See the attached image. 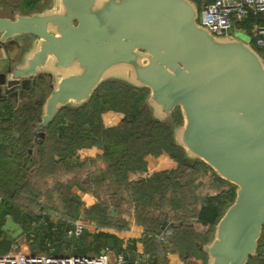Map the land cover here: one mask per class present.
I'll return each instance as SVG.
<instances>
[{"label":"water","instance_id":"1","mask_svg":"<svg viewBox=\"0 0 264 264\" xmlns=\"http://www.w3.org/2000/svg\"><path fill=\"white\" fill-rule=\"evenodd\" d=\"M198 15L195 0L10 7L0 16V99L45 88L29 150L38 162L44 129L63 108L83 106L106 82L146 90L142 106L169 128L184 158L233 186L199 247L205 264H247L264 227V53L243 32L213 34ZM2 230L13 240L24 235L9 215Z\"/></svg>","mask_w":264,"mask_h":264},{"label":"trees","instance_id":"2","mask_svg":"<svg viewBox=\"0 0 264 264\" xmlns=\"http://www.w3.org/2000/svg\"><path fill=\"white\" fill-rule=\"evenodd\" d=\"M40 2L41 0H21L19 7L23 10L31 11L39 8ZM248 21H255L258 25L263 23V19L259 15L249 13L246 21L240 22L239 26H249L247 24ZM100 90L104 91L101 92ZM34 93L35 90L31 89L22 92L20 97L31 96ZM146 94V90L133 89L117 82H106L98 87L91 99L83 106L75 109L63 108L54 121L44 129V138L38 150V162L32 159L29 150L30 142L33 139L34 126L39 121V108L43 97L41 100L21 105L20 117L22 116V123L19 125L22 127V133L25 134L18 139L19 149L17 152L19 153L16 169H21L23 175L18 182L14 181L11 183L12 180L8 181L11 183L12 188L7 187L9 186L8 183L5 184L4 182L1 184L2 181L0 182L2 191L0 197V246L3 245L2 248L0 247V254L6 253L7 247L10 245L9 241H11L10 239L9 241L6 240V232L2 230L8 215L22 227L24 236L31 241L34 247L40 251H45L46 254H50L51 238L55 229L53 224L49 223L45 218L46 216L42 214L41 208L43 207H40L39 211L34 213L30 207L27 211L26 209L21 211L15 204L16 197L20 194L26 191L32 195L35 193L30 186V178L39 174L43 177L44 185L54 183L53 189L59 194L63 203V211L66 212L70 222L75 221L74 219L81 212L87 213V217L102 220V222H99L100 225L98 223H96L97 225L95 224L100 226L96 233L91 234L87 230L82 233L83 235L85 234V238L90 239L87 243L88 250L98 251L99 248H105L107 239L112 237L110 233L103 231L104 227L114 224L108 214L110 204L105 201L102 202L99 196L91 195L93 194L91 192L89 194L92 188L99 189L100 184H104L103 181H105L104 176L106 174H109L110 178H113L119 184L120 194L129 192L133 196L132 200L137 205L135 211L136 220L146 227L148 230L147 235L157 233L160 227L165 224L167 218L162 212H159L156 216L151 213L158 208L162 210L165 206L168 211L174 213L172 214L173 216L179 210L185 211L184 213L190 214V218L193 217V223L207 228L208 233L207 236L204 235L205 237L202 235L199 238L198 236L191 237L189 235L190 232L187 230L184 233L181 232L180 235L183 236L179 237L177 231L179 232L180 228L184 226L181 223L182 221L178 220L179 224L175 225L176 232L174 235L179 238V244L183 252H187L191 256L196 253L195 250L198 251L197 248L199 246L204 245L208 241L213 226L221 216L225 206L233 199V186L218 179L212 173L215 181L218 182L217 192L213 195L204 196L197 209L189 210V207L193 206L186 205L183 202V197H179L176 189H170L169 187L170 185H176V182H171L173 176H175L179 168H182L186 175H190L192 178L198 177L196 171L199 167H202L205 172L210 171V169L199 161H187L182 151L172 144L169 128L149 118L147 110L142 106ZM110 101L114 105L122 102L120 112H122L123 117L118 128H105L100 121V111H98L99 109L101 110L100 105H102V102L107 104ZM0 102H2L0 117H3L4 114L9 113L14 107L7 98L1 99ZM62 113L74 114L75 117L67 120V118L62 116ZM173 119L177 123L180 122V116L177 111L173 114ZM119 147H121V150ZM92 150L94 151L93 156L86 158L83 152ZM152 156L156 157V160L161 158L162 161L158 169L150 171L153 168L149 167L150 162L147 158H152ZM97 159L100 160L101 164L99 165L102 167L97 165ZM156 162L155 165L157 164ZM155 165L154 167H156ZM33 167L35 168L33 169ZM58 167H64L65 174H62L61 169L58 172ZM74 168L78 170L72 174L71 169ZM103 170L105 173L102 172ZM135 173H141L142 177L128 181L129 174ZM61 175H65L62 180H60ZM95 175L98 178H93L92 180L91 177ZM48 181L52 182L49 183ZM110 181L107 185H102H106V195L110 194ZM153 190L156 194H153ZM88 195H90L89 204L83 209V199ZM145 198H147L150 209L149 206L146 208L145 204H143L144 201L142 200ZM106 204L107 206H104ZM25 206H29V204ZM140 213H143V215ZM70 222L65 226L67 229L71 227L69 225ZM62 224L64 226V222ZM116 226L123 227L124 223ZM185 226L187 229L194 228L189 223ZM56 228L58 227L56 226ZM83 244H85L84 241ZM128 246L135 251L134 244ZM74 248L76 249V247ZM55 250L51 254L55 255V252H57ZM256 252V256L249 257L247 264H264V227ZM74 254L80 255L81 253L74 252ZM124 257L128 262L126 254ZM163 262L160 261V264ZM204 262L206 263V259Z\"/></svg>","mask_w":264,"mask_h":264},{"label":"rangeland","instance_id":"3","mask_svg":"<svg viewBox=\"0 0 264 264\" xmlns=\"http://www.w3.org/2000/svg\"><path fill=\"white\" fill-rule=\"evenodd\" d=\"M42 1H43V4H45L47 0H41V2ZM0 2H1L0 4H4V6H5V11H3V12L1 11L0 16H8L9 8L19 6L21 0H0ZM242 35H244V34H242ZM244 36L246 38H248L247 35H244ZM100 91L103 92L104 90H100ZM44 94H45V88H41L40 91L37 90V92H35L31 96L26 95L25 97H19L18 102L14 98L9 99L14 108L9 113H7L6 115L4 114L3 117H0V182L2 181L1 184L4 182H5V184L8 183V185H9V186H7L8 188H12L11 183L14 181L18 182L19 180H21V176L23 175V171H21V169H19V170L16 169V166L18 163V153H19V152H17V150L19 149L18 148V146H19L18 139L20 137H22V135L25 134V133H22V131H21L22 127H20V125H19L20 123H22V119H21L22 116L20 117L21 105L27 104L29 102H34L35 100H37V101L41 100V98L44 96ZM1 105H2V102H0V106ZM100 107H101V110L99 109L98 111H100L99 116H100V121H101L102 125L105 128H108V127H110V128L111 127H113V128L117 127L118 128L120 125L121 119L123 117L122 112H120V109L122 108V102L118 103V105L117 104L114 105L111 101H110V103H107V104H104L102 102V105H100ZM62 116L67 118V120H71L75 117L74 114H68V113H62ZM119 149L121 150V147H119ZM87 156L88 155H86V157ZM55 157H57V156H55ZM71 163H73V162H71ZM73 165H72V167H73ZM102 165H103V163H102ZM99 167H102V166H99ZM58 168H59V170L57 169L58 172H60V169H61L62 174H65V168L64 167L63 168L58 167ZM104 168H105V166H104ZM71 170H72L71 173L73 174V172L75 173L78 169L74 168ZM102 172H104V170ZM196 172H197L198 177L192 178L190 175H186V173L183 171L182 168H179L177 173L175 174V176H173V178L171 180V182H173V181L176 182V185H170L169 186L170 189H174V188L176 189L179 197H181V196L183 197V202L186 205L193 206V207H191L192 208L191 210H193V209L195 210L198 208L199 204L201 203V199L203 198V195H204L202 178H203V174H204L205 170L202 167H199ZM187 173H189V172H187ZM61 176H60L61 177L60 180L65 178V175H61ZM66 176H67V174H66ZM100 177H102V176H100ZM104 177H105V179H104L105 181H103V183L107 185V183L110 180V175L106 174ZM42 178L43 177L40 174L35 175V176H31L30 186L33 188L35 193H33V195H32L26 191L25 193L20 194L18 197H16L15 204L19 207V209L21 211H24L25 209L27 211V209L30 207L31 211L34 213L39 211L40 207H43V208H41L42 209L41 211H42V214H44L46 216L45 217L46 219L49 217H51V218H53V217L67 218L68 216L66 215V212L63 211V203L60 200V196L53 189L54 183H50L52 181H48L50 184L44 185ZM93 178L96 179L98 177H97V175H95V176L91 177L92 180H93ZM101 179H103V178H101ZM9 180H12L11 183L8 182ZM1 184H0V187H1ZM104 184H100V185L102 186ZM106 185L102 186V187L100 186L101 189L100 188L99 189H93L92 188V191H89V194L91 192V193H93L91 195H97L100 197V200L102 202L105 201L108 203L106 196H105L107 193V190L105 188ZM84 187H86V186H84ZM154 190L157 192L156 189H154ZM154 190H153V194H156V192ZM83 191H84V189H83ZM1 192L2 191L0 188V197H1ZM131 197L133 198L132 195H131ZM48 200H50V202ZM89 201H90V195H88L87 197H84V199H83L84 208L83 209H85L88 206ZM142 201H144L143 204H145V207L147 208V206H149V209H150V205L147 203V198L143 199ZM27 204H29V206H25ZM104 206H107V204ZM141 207H142V205H141ZM153 211H155L156 215L158 212H160V213L162 212L167 218L165 223H170L174 226L179 224L178 220H181L182 221L181 223L183 224L184 227L180 228L179 232L177 231V233H179L177 235H180L181 232L184 233L187 230L190 232L189 235H191V237H197L198 236V238H199L200 235L207 236V233H208L207 228L197 227L194 224H192V227H194V228H192V229L186 228L185 225H187V223H191L190 222L191 216L188 213H184L185 211L183 212V211L179 210L178 213L174 216L172 215L174 213H171V211H168L165 206L163 207L162 210L160 208H158V209H155ZM86 214L87 213H85V212H81V213H79V216L74 220H80V221L84 222L85 225L88 224V226L86 225L87 228H85V229H87V231H90L89 229H92L91 231H94L95 229L100 227V226H96L97 225L96 223L99 224V222H102V220H98V219L96 220V218L87 217ZM140 214L143 215V213H140ZM104 228H106V227H104ZM85 229H84V231H85ZM175 232H176V230H175ZM82 235L83 234H81V236ZM84 235H83V237L80 236L79 239L78 238L72 239V241H74L72 243L73 246H76V245L79 246L80 244L83 245V241H84V243H86V238L84 237ZM148 236H153V235L151 234ZM170 238H172V236ZM198 238H196V239H198ZM9 239L11 241H9ZM23 239H25V238L21 237L18 240H12L11 237L6 233V240L9 241V244H10V245H8L9 247H7L8 250L6 249L7 250L6 253L12 251L13 247H15V246L18 247L19 243H21L22 242L21 240H23ZM2 246H0V247L2 248ZM80 255H82V254H80ZM201 259L203 260V263H205L204 262L206 259L205 256H202Z\"/></svg>","mask_w":264,"mask_h":264},{"label":"crops","instance_id":"4","mask_svg":"<svg viewBox=\"0 0 264 264\" xmlns=\"http://www.w3.org/2000/svg\"><path fill=\"white\" fill-rule=\"evenodd\" d=\"M1 3V2H0ZM43 1L40 2L39 5H42ZM5 11L4 4H0V12ZM27 11V10H26ZM248 15H246L241 21L236 23V29L237 31H244L243 33L247 35L248 37H252L255 33V27L256 22L251 21L247 22L249 28L246 26H239V23L242 21H246V18ZM18 102V99H17ZM86 155H88L86 158L92 157L94 154V151H84L83 152ZM78 155V153H77ZM76 155V156H77ZM148 161L150 162V171H153L155 169H158L161 165V158L156 160V157L152 156V158L148 157ZM98 160V159H97ZM155 161H157L155 165ZM101 164L100 160H98L97 165ZM96 165V164H95ZM154 165L156 167H154ZM100 166V165H99ZM128 181H132L138 178L142 177L141 173H135V174H129ZM110 194L106 195V199L108 203L110 204V207L108 209V213L112 207L115 208L114 213L112 216H110L111 220L114 222V224H120L124 223L123 227L116 226V225H110L104 228V232L110 233L112 235V239L114 242V246L112 248H109V251L107 252L109 264H117L116 263V256L118 254L127 255L128 262H124L123 264H160V261H164L162 264H203V260L201 259L203 254L200 251L199 247L197 250H195L196 253L189 256L187 252H183L180 247L179 238L173 236L171 239L169 238V241L167 244H161L157 240H155L153 237L148 236V230L146 227L142 226L137 220H136V209L137 205L134 200H132V197L130 193L123 192L120 194L119 184L113 180V178H110ZM113 180V181H112ZM202 185H203V191L204 196L206 195H213L217 192L218 188V182L215 181L213 174L211 171H206L203 174L202 178ZM158 200V198H157ZM50 202V201H49ZM192 208L189 207V210ZM153 216H156L155 211L151 212ZM159 214V212L157 213ZM68 218H57V217H49L47 218V221L54 226V234L51 238V248L49 249V253H52L55 249L57 252H55L57 255L60 254H74L76 251L78 253H81L82 255H98L101 253L103 248H99L98 251L94 250H88V241L89 238H86V243L79 246H73L72 239H69L66 237L67 227L66 224L70 222L68 221ZM76 221V220H75ZM64 222V226L62 224ZM74 222V221H72ZM72 222L69 223V225L72 227ZM189 224H194L197 227H202L196 223H193V217L190 218ZM56 224V225H55ZM59 226H58V225ZM88 226V224H86ZM56 226L58 228H56ZM87 228V227H85ZM87 230V229H85ZM90 231H87L91 234L96 233L98 231V228L94 231H91L92 229H89ZM183 236V235H179ZM22 238H25L21 240L22 242L18 245V250L25 254L34 250H37L39 253H45V251H40L36 247H34L33 244H31V241L26 237L22 236ZM178 238V240H177ZM88 239V240H87ZM82 243V242H81ZM134 244L135 251L129 247L128 245ZM76 247V249L74 248ZM107 247V246H106ZM55 250V251H56ZM134 252L136 256V260L133 262L130 260L131 253ZM145 254L148 257V261L146 263H139L137 262L138 257L141 254Z\"/></svg>","mask_w":264,"mask_h":264},{"label":"built area","instance_id":"5","mask_svg":"<svg viewBox=\"0 0 264 264\" xmlns=\"http://www.w3.org/2000/svg\"><path fill=\"white\" fill-rule=\"evenodd\" d=\"M199 6L198 23L208 28L215 35H228L238 32L236 23L241 21L249 13L259 15L263 23L256 25L255 33L248 37L250 43L260 52L264 53V0H195ZM244 32V31H240ZM86 225L80 220L72 222L66 232L69 239H77L81 236ZM176 227L165 223L159 231L153 234V238L161 244H167L174 234ZM108 247L103 248L98 255L76 254H46L31 251L21 253L18 247L12 251L0 254V264H109ZM148 257L141 254L137 262L146 263ZM126 262L123 254L116 256V263Z\"/></svg>","mask_w":264,"mask_h":264},{"label":"flooded vegetation","instance_id":"6","mask_svg":"<svg viewBox=\"0 0 264 264\" xmlns=\"http://www.w3.org/2000/svg\"><path fill=\"white\" fill-rule=\"evenodd\" d=\"M39 88L37 89V88H35V92H37V90L38 91H40V89L42 88L41 86H38ZM20 96H13V97H11V98H14L16 101H17V99L19 98ZM22 97V96H21ZM11 98H7V99H11ZM1 100V99H0Z\"/></svg>","mask_w":264,"mask_h":264}]
</instances>
